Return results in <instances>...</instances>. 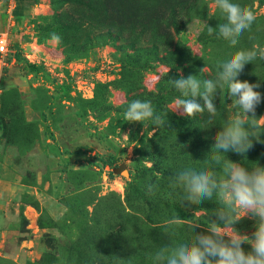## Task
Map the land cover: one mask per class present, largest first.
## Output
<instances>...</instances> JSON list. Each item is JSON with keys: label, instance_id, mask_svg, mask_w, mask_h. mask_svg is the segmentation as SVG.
<instances>
[{"label": "rangeland", "instance_id": "obj_1", "mask_svg": "<svg viewBox=\"0 0 264 264\" xmlns=\"http://www.w3.org/2000/svg\"><path fill=\"white\" fill-rule=\"evenodd\" d=\"M231 2L256 16L235 46L217 35L226 19L214 0H37L19 24L0 17L11 50L0 70V264H153L162 245L139 225H151L146 212L200 223L208 200L181 204L169 182L207 167L220 117L239 109L218 89L215 116H181L171 79L215 80L219 61L264 47V0ZM238 78L259 84L262 100L261 139L236 162L264 166V61ZM134 100L164 123L126 121ZM175 221L186 222L154 227ZM254 224L233 227L251 237Z\"/></svg>", "mask_w": 264, "mask_h": 264}, {"label": "clouds", "instance_id": "obj_2", "mask_svg": "<svg viewBox=\"0 0 264 264\" xmlns=\"http://www.w3.org/2000/svg\"><path fill=\"white\" fill-rule=\"evenodd\" d=\"M214 4L226 19L215 28L217 35L235 46L238 38L250 30L256 16L250 8L231 0H214ZM213 31L214 28L208 27L209 35ZM257 58L264 61V47L237 50L219 61L215 80L201 81L196 75L171 79L184 97L176 99L172 109L181 116L190 118L205 111L215 116L213 97L218 89H223L239 112L215 133L211 147L215 151L206 161L207 167L185 168L169 182L170 188L182 190L181 204H200L215 197L219 207L209 215L215 219L208 220L206 232H195L199 224L190 225V240L175 247L162 246L153 256V264H264V166L256 163L245 167L225 156L229 151L245 154L254 139H261V134L254 131L259 127L255 112L262 96L255 89L260 85L238 78L246 63ZM124 118L129 122L152 120L157 126L164 123L150 101L130 102ZM155 187L149 184L147 191L151 193ZM244 216L255 221L251 237L241 235L233 227ZM164 233L171 236L167 231ZM244 243L251 246L249 251L242 247Z\"/></svg>", "mask_w": 264, "mask_h": 264}, {"label": "trees", "instance_id": "obj_3", "mask_svg": "<svg viewBox=\"0 0 264 264\" xmlns=\"http://www.w3.org/2000/svg\"><path fill=\"white\" fill-rule=\"evenodd\" d=\"M34 2H37V0H31ZM28 4H30V2H28ZM27 4L26 0H22V2L20 3L21 7H19L18 3L14 8V12H16V14L18 15H24V14H29L31 13L30 11H28L27 13H25L24 11L27 10L25 9V7L27 8L29 5ZM228 119L224 118V116L222 115L220 117V126L219 128L223 127L226 123H227ZM218 126V123H217ZM214 144V141H213ZM214 149H209L206 150L204 156L202 157L203 161L206 162L208 159H210V157L212 156V154L214 153ZM248 153V152H247ZM245 153V154H237L235 152L229 151L227 153H225V156L227 159L232 160L233 162L239 161L238 159H240V161L244 162L247 161L249 155ZM218 171V169H215ZM164 172H166V170H164ZM208 205H204L206 214H204L202 216V219L200 220L201 225L205 226L204 228L201 227H196L195 228V232H206V224L208 223V220L211 219H215L214 216H209L212 212H214L218 207V202L217 200L211 201L208 200ZM212 208V209H211ZM146 217L149 220V222L151 223V225H146L142 222L139 223L140 226H142L143 230H147V231H152L155 233V237L156 240L158 241L159 245L165 246V245H169V247H175L178 244L181 243H186L190 240V231H189V226L192 225L191 222L187 221H191V219L189 218V216L183 215L182 217H172V215H167L165 217H160V218H154L153 217V212H146ZM176 218H180V219H184L186 220V222L184 221H175V222H170L167 224H164L162 226H158V227H154V224H158V223H164V222H169L170 220L176 219ZM167 231L171 234V236L169 237L168 235H166L164 232ZM242 247L244 248L245 251H249L251 246L244 243L242 244Z\"/></svg>", "mask_w": 264, "mask_h": 264}, {"label": "crops", "instance_id": "obj_4", "mask_svg": "<svg viewBox=\"0 0 264 264\" xmlns=\"http://www.w3.org/2000/svg\"><path fill=\"white\" fill-rule=\"evenodd\" d=\"M10 2V7L8 9L5 10V6L3 4L4 0L0 1V17H10V19L13 17L15 18L14 22H18V24L20 23V21L26 17H28L30 14H32L37 6V2L31 1V0H26L27 4L28 2H30V4H28L29 6L25 9L24 12L27 13L28 11H30L31 13L29 14H24V15H18L16 14V12H14V8L17 5V3L19 4L18 6L21 7L20 3L22 2V0H9Z\"/></svg>", "mask_w": 264, "mask_h": 264}, {"label": "built area", "instance_id": "obj_5", "mask_svg": "<svg viewBox=\"0 0 264 264\" xmlns=\"http://www.w3.org/2000/svg\"><path fill=\"white\" fill-rule=\"evenodd\" d=\"M13 18L10 20L12 21ZM11 24V22H10ZM9 38H10V31H1L0 32V70L2 66H4L7 62V56L11 53L9 47Z\"/></svg>", "mask_w": 264, "mask_h": 264}]
</instances>
